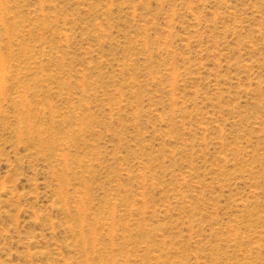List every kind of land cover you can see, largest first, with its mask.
Wrapping results in <instances>:
<instances>
[{"label":"rangeland","instance_id":"1","mask_svg":"<svg viewBox=\"0 0 264 264\" xmlns=\"http://www.w3.org/2000/svg\"><path fill=\"white\" fill-rule=\"evenodd\" d=\"M0 264H264V0H0Z\"/></svg>","mask_w":264,"mask_h":264}]
</instances>
